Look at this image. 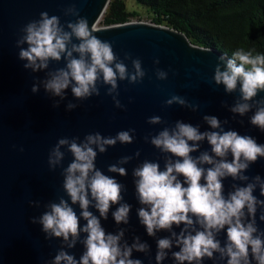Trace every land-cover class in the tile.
Here are the masks:
<instances>
[{"label":"clouds","instance_id":"obj_1","mask_svg":"<svg viewBox=\"0 0 264 264\" xmlns=\"http://www.w3.org/2000/svg\"><path fill=\"white\" fill-rule=\"evenodd\" d=\"M64 15L77 19L61 24L58 16L41 12L38 20L28 22L21 29L16 46L19 59L26 61L23 67L35 73L49 69L52 61H63V67L48 71L41 82L46 93L64 99L70 88L72 95L83 101L99 96L101 86H106V95L112 97L117 108L123 109L118 99V82L143 81L146 73L140 59L125 56V60H131L133 71L129 72L124 60L113 51L112 43L99 39L94 34L99 29L95 25L90 28L87 18L80 17L75 7L66 9ZM154 63L158 64L159 60ZM167 75L157 69L158 80L167 79ZM213 80L216 86L224 87L226 94L239 91V98L230 107L224 105L233 116L244 117L252 112L250 124L264 132V98L256 99L264 92V55L244 49L235 51L231 58L221 55ZM38 91L39 86L34 85L32 92ZM173 104L193 111L199 108L177 95L165 101V106ZM77 106L70 102L67 108L72 110ZM203 120L209 130L201 131L199 125L177 120L174 126L146 135L145 142L164 154L163 168L159 161L145 159L132 170L136 198L141 205L137 210L140 224L149 237H155L161 230L171 232V238L156 240V264H163L169 252L174 264H202L205 258L226 260V264H264V230L257 223L258 213L259 221L264 222V199L254 194L258 190L259 197H264V178L246 175L251 165L264 158V144L253 136L226 130L222 125L227 120L222 122L214 115H205ZM147 123L166 122L160 116H152ZM134 133L135 129H129L115 136L89 133L83 140L64 137L50 150L49 168L54 171L62 167V189L67 199L59 197L58 202L47 205L39 218L32 219V223L42 225L46 238L63 240L50 264H142L140 259L133 258V253H150L149 244L141 242L140 237H134L131 244L122 243L125 229L106 232L101 223L102 219H108L113 205L117 206L111 212L115 223H129L131 205L122 202L126 188L115 177L126 176L123 165L138 158L140 152L109 165L107 172L115 175L97 168V156L117 143L132 144ZM205 141L210 152L200 150L201 142ZM64 148L72 157L66 167L62 165ZM227 178L234 183L225 195L223 182ZM75 205L79 206V215ZM81 220L85 222L82 226ZM173 225L184 227L177 234L171 231ZM222 232H226L223 246L217 238ZM78 242L84 248L79 259L64 250V246L72 249ZM174 247L178 251H172Z\"/></svg>","mask_w":264,"mask_h":264},{"label":"water","instance_id":"obj_2","mask_svg":"<svg viewBox=\"0 0 264 264\" xmlns=\"http://www.w3.org/2000/svg\"><path fill=\"white\" fill-rule=\"evenodd\" d=\"M108 3L109 0H0V264H50L63 245L62 238L48 239L42 225L32 223L33 218H39L47 210L49 203L58 202L61 196L67 199L62 189V167L53 171L48 165L49 152L60 138L79 137L83 140L89 133L115 136L121 130L135 129L132 144L117 143L115 147H110L106 153L97 156L96 166L107 175H115L107 172L109 165L124 156L140 152L138 158L123 165L127 175L115 177L126 188L122 193V202L131 205L129 223H115L111 212L116 205L110 209L108 219H102L101 223L106 232L125 229L122 243L127 241L131 244L137 236L141 242H147L150 253H133V258L140 259L142 264H156V240L171 238V232L167 230L149 237L137 215L141 205L136 198L132 170L145 159L159 161L161 168L164 161V154L145 142L146 135H155L163 127L174 126L177 120L199 125L201 131L209 130L203 117L214 115L222 122L228 121L222 125L226 130L253 136L258 143L264 144V132L249 122L252 112L240 117L233 116L228 110L239 98V91L226 94L222 85L214 83V69L223 53L195 46L183 33L152 23L128 22L98 28L97 23ZM70 7H75L80 17L87 18L90 28L95 25L99 29L94 33L99 39L112 43L113 51L120 60H124L129 72L133 71L131 60H125V56L140 59L146 73L143 81L138 84L118 82V99L123 109L117 108L112 97L106 95V86H101L99 96L83 101L76 99L70 88L66 90L64 99L46 93L41 82L48 71L63 67V61H52L49 69L35 73L23 67L26 61L19 59V48L16 46L22 35L21 29L28 22L38 20L41 12L58 16L61 24L74 22L77 17L64 15ZM205 49H211V52ZM156 60H159L158 64L154 63ZM157 69L167 72V79L158 80ZM34 85L39 86L35 94L32 92ZM173 95L198 105V110L193 111L179 104L165 106V101ZM261 98H264V92L259 93L256 99ZM70 102L78 106L68 110ZM56 104L58 107H54ZM152 116H160L166 123L149 125L147 120ZM200 150L210 152L206 141L201 142ZM62 151L65 152L62 165L66 167L72 157L66 148ZM246 175L264 178V158L251 165ZM223 183L227 195L234 182L227 178ZM254 194L264 199L259 197L258 190ZM73 207L79 215V206ZM90 211L99 215L95 209ZM258 217L259 213L258 227L264 230V222H260ZM84 223L81 220V226ZM183 227L173 225L171 231L179 234ZM217 238L223 246L226 232ZM64 250L79 259L84 248L78 242L72 249L64 246ZM172 251L178 249L174 247ZM163 264H174L171 252ZM202 264H226V260L205 258Z\"/></svg>","mask_w":264,"mask_h":264},{"label":"trees","instance_id":"obj_3","mask_svg":"<svg viewBox=\"0 0 264 264\" xmlns=\"http://www.w3.org/2000/svg\"><path fill=\"white\" fill-rule=\"evenodd\" d=\"M154 25L183 33L191 44L231 58L238 49L264 55V0H133ZM140 14L125 0H109L99 24H125Z\"/></svg>","mask_w":264,"mask_h":264},{"label":"rangeland","instance_id":"obj_4","mask_svg":"<svg viewBox=\"0 0 264 264\" xmlns=\"http://www.w3.org/2000/svg\"><path fill=\"white\" fill-rule=\"evenodd\" d=\"M126 7L129 11H136L140 14L141 18L140 21L136 19L132 20L131 22H144V23H151L150 19L147 17V9L136 4L133 0H125ZM97 27L100 28L99 22L97 23Z\"/></svg>","mask_w":264,"mask_h":264}]
</instances>
